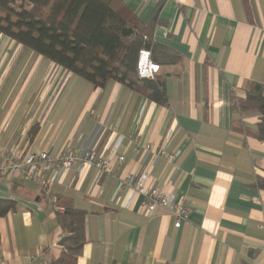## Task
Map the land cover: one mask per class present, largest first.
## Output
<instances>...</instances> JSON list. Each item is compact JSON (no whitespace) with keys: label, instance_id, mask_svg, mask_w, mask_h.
<instances>
[{"label":"crops","instance_id":"obj_1","mask_svg":"<svg viewBox=\"0 0 264 264\" xmlns=\"http://www.w3.org/2000/svg\"><path fill=\"white\" fill-rule=\"evenodd\" d=\"M119 2L178 58L154 52L165 105L143 88L94 87L0 33V152L55 155L71 145L124 158L109 174L56 168L46 174L48 194L0 176V200L13 204L0 216V264H264V141L254 137L258 114L235 105L251 83L264 96V0ZM160 148L177 154L174 162L156 157ZM143 174L187 204L179 228L121 188ZM50 198L84 213L75 258Z\"/></svg>","mask_w":264,"mask_h":264},{"label":"trees","instance_id":"obj_2","mask_svg":"<svg viewBox=\"0 0 264 264\" xmlns=\"http://www.w3.org/2000/svg\"><path fill=\"white\" fill-rule=\"evenodd\" d=\"M149 26L141 24L119 0H0V33L67 72L103 87L108 81L142 88L158 105L167 103L163 82L139 80L136 61L140 51L150 59L167 63L178 61L176 55L153 44ZM158 64V65H159ZM160 66V65H159ZM239 110L259 116L254 137L264 141V96L260 84L251 83ZM264 189V180H257ZM12 202L0 200V216L12 209ZM84 213L65 208L58 221L66 234L63 246L70 257L80 252L84 238Z\"/></svg>","mask_w":264,"mask_h":264},{"label":"built area","instance_id":"obj_3","mask_svg":"<svg viewBox=\"0 0 264 264\" xmlns=\"http://www.w3.org/2000/svg\"><path fill=\"white\" fill-rule=\"evenodd\" d=\"M159 69L160 66L150 59L148 51L139 52L136 61V75L139 80H153ZM155 156L164 158L168 163L174 162L177 158V154L168 152L165 148L157 150ZM123 160L122 156L97 157L93 149L80 151L71 145H67L55 155H51L47 151L24 154L16 151H4L0 152V176L10 179L22 176L25 180L33 181L42 192L48 194L49 181L46 179V174L56 168L65 172L74 168L93 166L101 174H109L112 163L114 161L123 162ZM149 181L148 174L128 175L122 180L121 188H128L132 193L142 196L147 215L152 214L158 208L164 209L174 218L173 226L179 228L189 216L187 204L183 200L177 199L174 193L150 184ZM50 202L57 213L64 212L63 207L55 204L54 198H50Z\"/></svg>","mask_w":264,"mask_h":264}]
</instances>
